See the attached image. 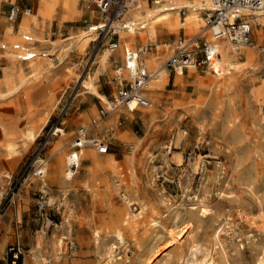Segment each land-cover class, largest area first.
Segmentation results:
<instances>
[{
  "label": "rangeland",
  "instance_id": "rangeland-1",
  "mask_svg": "<svg viewBox=\"0 0 264 264\" xmlns=\"http://www.w3.org/2000/svg\"><path fill=\"white\" fill-rule=\"evenodd\" d=\"M59 1L51 17L41 15L38 20L45 43H23L38 52L39 48H45L47 55L38 62L44 60V66L53 65L54 73L44 70L29 73L18 92L0 99V118L14 120L17 129L12 138L17 142V150L8 155L0 149V264H109L103 261L106 254L102 249L114 240L104 241L100 237L107 244L101 243L103 248L98 249L87 219L94 218L99 226L109 223L110 208L103 206L104 201L121 204V194L129 192L137 202L135 212L140 211L136 215V227L126 231L124 244L117 243L116 256L110 263L208 264L211 258L214 264H227L226 259L234 264H264V208L260 209L257 202L258 198L264 199V157L258 152L264 147V126L258 123L260 114L264 115V93L260 96L262 103L250 97L252 89L264 90V27L260 34H254L253 25L251 42L258 46L257 57L251 60L240 54L235 59L237 98H219L212 93L209 82L214 74L206 65H197L194 72L187 69L180 81H175V70H168V83L153 91L154 98L147 95L157 108L155 118L142 117V112L149 108L139 106L134 115L121 113L106 129H96L93 119L98 118L99 110L108 103L89 90L85 82L91 80L111 99V79L117 65L123 63L121 60L105 68L100 65L99 55L105 48L114 50L111 43L119 44L120 37L114 28H99L81 47L78 40L82 29L89 23L106 21V16L94 0H74L75 11L72 17L65 18L63 0ZM10 3H17L21 10L14 31L27 7L32 12L37 9V4L0 0V42H5L9 27ZM147 4L152 6L153 0H147ZM202 15L207 18V12ZM181 17L184 20V12ZM123 21H127V13ZM180 35L187 40L195 37L201 46L209 40L203 31H188L184 26L159 31L158 41L171 42L164 63L174 52ZM143 38V34L129 38V47L137 50ZM148 48L157 50L156 44H149ZM4 54L0 44V76L7 65ZM22 65L29 70L27 61H22ZM229 110L238 117L236 124L231 125L236 128L235 134L222 128ZM47 111L50 112L41 133L23 147L19 136L27 117L34 115L33 124L38 126ZM111 113L101 120L109 119ZM59 126L65 130L62 136L65 149L82 127L89 129V136H100L109 142V151L101 154L111 157L121 174L109 178L104 173L98 175L94 198L81 187L86 176L81 167L86 161L81 158L74 175L76 190L65 191L50 177L45 189L35 185L38 176L34 169L38 163L34 161L38 156L46 161L53 159V152L61 143L56 131ZM122 132L129 133L134 140L119 139L117 133ZM0 141L4 143L5 137L0 136ZM128 156L132 157L135 170L134 185L126 162ZM116 178L121 182L118 188H114ZM42 191L53 203L52 208H39L36 201ZM195 195L211 209L206 216L190 211L198 201ZM177 212L180 217L175 219ZM65 217L69 218L68 222L64 221ZM190 218L194 221L190 233L168 242L171 239L166 234L168 228ZM217 219L224 222L221 243L212 235ZM250 219H255L256 224ZM58 238L62 239L61 243L57 242ZM156 250L163 253L151 262L148 257Z\"/></svg>",
  "mask_w": 264,
  "mask_h": 264
},
{
  "label": "bare ground",
  "instance_id": "bare-ground-1",
  "mask_svg": "<svg viewBox=\"0 0 264 264\" xmlns=\"http://www.w3.org/2000/svg\"><path fill=\"white\" fill-rule=\"evenodd\" d=\"M59 2V0H39V4L35 12H32V10L24 11V16L19 22L16 31H14V29H16L15 24L9 22V27L5 32V42H0V44L4 47V57L7 58V65L4 66V72L2 76H0L1 100H4L7 97L10 98L11 95L18 92L21 86L28 79L27 74H38L43 70L51 74L54 73L53 65L48 64L47 66H44V60H40L38 62L41 57L47 55L45 48H39L38 50L40 51L38 52L36 49H33L34 47L30 48L23 43L24 41H27L34 44L36 41H45L41 29L37 26L39 17L41 15L44 18L51 17ZM74 3V0H63L65 18L72 17L73 12L75 11ZM129 4L130 8L127 10V21L118 22L114 20L107 23L106 21L89 23L79 34L78 44L81 45V47H84L91 37L97 33L99 28L104 30L114 28V32L118 33L120 37L119 44L114 50H110L108 48L103 49L99 55V61L102 67L107 68L108 66L122 60L123 64L117 65L115 68V72H118L119 69L125 68L126 49H132L128 45L130 43L128 40L131 38H137L138 34H143V41L137 45L136 49L142 50L141 53L138 54L139 61L149 70L154 72V76L149 84V92H147V95L154 98L153 91L163 88L168 83L169 69L163 59L165 55L171 51V42L158 41V32H168L184 26L188 31H203V33L208 35L209 40H212L214 38L212 27L208 23L207 18L205 19L202 14L204 12H207L208 14L214 8V5L211 0H153L152 6L147 4V0H130ZM181 12L185 13L184 20L181 17ZM249 14H252L251 16L253 17L254 34H260L262 27H264V10L249 12ZM139 19L142 20L138 21ZM124 22H126L129 27H126ZM257 25H259V27ZM28 32L31 34H28ZM26 37L31 40H27ZM125 37H128V39H124ZM149 44H156L157 50H149ZM35 47L38 48V46ZM217 47L219 57L214 62V68L209 67L210 71L214 74L211 76L209 86L212 93L218 94L219 98H237V96H239V92L236 89V73L233 72V69L238 68V65L235 64V59L238 58L240 54L247 56L251 60L256 58L258 55L256 48L258 46L252 42L242 46H236L228 39H220L217 40ZM22 61H27L29 64L28 71H26L25 67H23L24 64L22 65ZM195 68V65H189L186 68L177 67L175 70V81L182 80L186 75L187 69L188 72H194ZM214 69H216L217 72H215ZM85 84L86 87L96 93L103 102H109L108 97L98 90L95 83L90 80L85 82ZM3 87L10 88L8 90H2ZM263 93V88L258 87L252 89L250 97H254L257 103H262V97L260 98V96H263ZM138 108L139 106L136 107L134 103H131L130 106L112 112L109 119L99 121L95 125V128L106 129L108 123L114 122L116 119L120 118L121 113H124L126 116H131L134 115ZM148 108L149 109L146 112H142L141 116L147 119L155 118L157 115V108L153 107V104ZM49 112L50 111L46 112V115L43 117V121L38 126L33 124L36 120L34 115L27 117L26 125L24 124L25 128L19 136L21 138L19 141H22L23 147H27L28 143L37 139L41 133L42 127L47 121ZM237 121L238 117L229 110L222 120V128L225 131L232 130L231 133L235 134L236 128L234 129L231 125L236 124ZM258 123L261 126H264V115L260 114L258 117ZM16 130V123L14 120H4L0 118V136H4L6 139L4 143H1L0 141V149H4L8 155L17 150V142L12 139L16 135ZM56 131L59 132L61 143H59L57 149L53 152V159L51 161H46L47 159L45 160L38 156L34 161V164H43L45 169V174L41 177L38 176L35 181V185L40 189H45V187L49 184L48 180L50 177L55 182H58L59 186L65 191L71 189L76 190L78 187L75 186V174H73V171L69 166L70 161L73 158L72 155L76 151L74 147L76 138L71 141L68 149H65L66 143L63 142L62 138L63 134H65V130L59 126ZM117 137L122 140H134V137L127 132L117 133ZM171 144L172 142L169 145ZM258 152L264 157V147L259 149ZM77 156L79 160L82 159V161H86L85 165L81 164L84 174L86 175L81 187L82 189L89 191L93 198L96 196V187L99 185L97 181L98 175L104 173L106 178H109L113 176L119 177L117 174H121L113 159L111 157H104L97 151V149L95 151V148L84 146L77 152ZM126 162L130 168L131 184L134 185L136 180L134 177L135 170L132 166V157L128 156L126 158ZM50 169H52L51 175H49ZM121 176H123V174ZM120 186L121 182L118 181V178H116L114 188H118ZM121 196L123 198V202L121 204H113L109 202L108 199L104 201L103 206L110 208L109 223L104 222L105 224L103 225L100 223L101 225L99 226L97 225V222L94 221V218L87 219V222L95 236V242L98 249L101 250L103 248L102 244H107L104 242L108 240L107 238L114 240L111 241L108 247L106 246L102 249L106 254V258L103 261L106 260L109 264H112V262L110 263V260H113L116 256V248L118 247L117 243L124 244L126 242V231L135 229V224L137 223L136 215L140 212H135V209H137L138 206L136 205L135 208V204H137V202L132 197V193H122ZM195 197L198 201L194 203V206L190 208V211L193 213L197 212L200 215L205 216L209 214L211 209L202 203L200 196L195 195ZM257 202L259 208L263 209L264 199L258 198ZM211 215L215 217L216 214ZM179 217L180 213L177 212L175 214V219H178ZM217 217L218 215L215 218ZM68 220V217L64 218L65 222H68ZM153 220L155 223L157 222L156 219ZM250 220L253 224H256L255 219ZM216 221L217 223L213 228L212 235L217 243H221L220 232L223 229L224 222L223 219H217ZM193 226L194 221L190 218L183 221L182 224L174 226V228H168L166 234L171 238L168 242L179 238L182 239L185 234L190 233ZM100 237L103 238V242L100 241ZM61 241V238L57 239L58 243H61ZM100 253H102V251H100ZM162 253L163 251L159 252L156 250L148 257V259H151V262H154ZM226 260L227 264H234L230 260ZM208 264H214L213 259L210 258Z\"/></svg>",
  "mask_w": 264,
  "mask_h": 264
},
{
  "label": "built area",
  "instance_id": "built-area-1",
  "mask_svg": "<svg viewBox=\"0 0 264 264\" xmlns=\"http://www.w3.org/2000/svg\"><path fill=\"white\" fill-rule=\"evenodd\" d=\"M214 8L207 14L208 23L212 27L213 39L205 40L202 44L197 43L195 37L188 40L180 35L175 42V50L166 60L165 64L169 70L177 67H188L189 65H206L214 68V62L219 57L217 40L228 39L236 46H242L252 41L253 17L249 12L264 10V0H211ZM97 6L106 16V23L111 21H123L130 6L128 0H94ZM32 8L27 7L25 11ZM20 6L10 3L7 12L9 22L16 23ZM126 27H129L124 22ZM27 40L28 37H26ZM118 46L117 41L111 43L112 48ZM142 50L126 49L125 68L119 69L111 79L113 86L111 99L106 107L99 110L98 118L93 119L92 125H96L104 116L121 107L130 106L134 103L136 107H151L153 101L147 96L149 84L154 72L149 70L139 61L138 54ZM217 72L216 69H214ZM89 129L82 127L75 141L76 151L70 161V168L75 174L79 170L80 160L77 152L84 146H94L99 153L109 151V142L100 136H89ZM34 174L41 177L45 174L43 164L34 169ZM39 208H52L53 203L48 199L47 193L40 192L37 198ZM73 243L72 246L73 247Z\"/></svg>",
  "mask_w": 264,
  "mask_h": 264
},
{
  "label": "crops",
  "instance_id": "crops-1",
  "mask_svg": "<svg viewBox=\"0 0 264 264\" xmlns=\"http://www.w3.org/2000/svg\"><path fill=\"white\" fill-rule=\"evenodd\" d=\"M22 4L24 3V2H26L27 3V5H30V6H33V5H35V4H37V6H38V4H39V0H19Z\"/></svg>",
  "mask_w": 264,
  "mask_h": 264
}]
</instances>
